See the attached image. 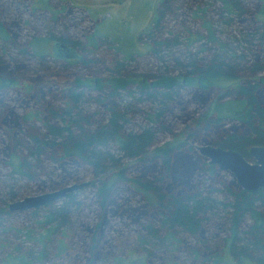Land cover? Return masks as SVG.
<instances>
[{
  "label": "rangeland",
  "instance_id": "374dc122",
  "mask_svg": "<svg viewBox=\"0 0 264 264\" xmlns=\"http://www.w3.org/2000/svg\"><path fill=\"white\" fill-rule=\"evenodd\" d=\"M232 3H236L242 12L238 8L229 11ZM263 8L264 0H0V21L9 25V36L13 41L0 36V84L7 76L18 77L21 81L26 78L31 82L26 81L27 85L36 84L33 89H28L27 94L19 92L18 85H6L5 94L0 89L3 94L0 95V113L4 105L18 115L36 108L33 101L26 104L22 99L37 90L44 91L45 99L55 106L63 107L61 91L64 90L63 83L68 81L89 79L111 85L119 76L146 77L150 82L163 76H183L188 70L178 67L176 59L185 63L189 60V53H197L198 58L207 57V53L199 51L201 45H212L207 41L208 26L226 43V51L216 46L215 52L229 59L238 56L231 62L242 69L238 73L241 77L239 83L264 80V70L255 74L251 71L257 63L264 68V16L260 14ZM199 35L203 40L196 41ZM159 37H175L178 42L169 53L162 52L163 59H159L160 55L151 49L154 39ZM56 41L64 45V41L77 44L71 48L79 57H55L52 46ZM33 42L38 44L33 45ZM126 51L130 52L129 56ZM85 61L91 62L87 65ZM119 64H122L121 68ZM117 67L120 72L115 70L116 74L113 71ZM229 84L209 90L194 85L179 87L178 100L168 104V109L163 111L162 120L167 130L157 134L151 150L186 141L187 135L198 130L202 120L211 114L217 100L226 103L233 99L223 96L227 89L237 85ZM136 87V84L129 85L132 90ZM85 90L91 97L84 103V109L90 113L99 111L100 116L105 117V110L92 100L97 96L95 88ZM121 98L127 132L138 133L149 128L151 116L166 107L161 102L131 100L126 94ZM9 117L5 121L12 124ZM230 120H224L225 128L236 127L237 123ZM12 125L0 123V209L10 210L11 204L27 197L54 193L75 185L84 186L41 207L10 210L0 226V264L17 256L30 260L44 246L47 249L43 262L34 264H88L91 259H94L93 264H212L192 253L196 247L206 249V246L183 231L175 236L180 241L178 246L153 248L144 244L141 237L144 239L145 231L141 223L145 219L135 218L124 203L135 208L145 207L149 202L145 194L135 191L130 184L119 183L123 199L112 203L110 209L103 212L97 199L99 180L103 177L96 176L89 166L72 160V166L64 168L45 161L43 169L33 170L31 177L15 171L12 158L21 153L13 148ZM36 125L42 127L40 122ZM188 145L204 159L200 148L216 147L212 138L192 139ZM113 152L120 158L121 153L116 146ZM23 153L26 154L25 151ZM126 161L128 165L131 162ZM249 161L256 163L251 158ZM205 164H209L208 159H205ZM159 165L158 161L156 166ZM220 176L239 185L229 172H220ZM127 177L131 180L140 178L133 165L128 169ZM213 196L219 203L205 217L204 237L211 250L220 254L218 264H254L251 261L236 262L231 257L227 240L232 234L231 209L221 204L224 197L220 192H214ZM61 209H64L61 214L68 220L60 224L51 236L45 235L44 229L49 226L47 215ZM60 220L52 222L53 225H58ZM251 222L250 217H245L241 223L238 244H242L243 231ZM100 224L102 233L99 237L103 242L101 249L93 254V235ZM44 235L46 237L42 240ZM204 253L210 254L205 250Z\"/></svg>",
  "mask_w": 264,
  "mask_h": 264
},
{
  "label": "trees",
  "instance_id": "16d2710c",
  "mask_svg": "<svg viewBox=\"0 0 264 264\" xmlns=\"http://www.w3.org/2000/svg\"><path fill=\"white\" fill-rule=\"evenodd\" d=\"M236 8L242 12L236 3L230 4L228 9L232 12ZM160 13H163L162 10ZM260 14L264 16V8ZM159 18L157 22L160 23ZM207 28L209 32L207 41L212 45L208 47L206 44L201 45L199 51L207 53V57L198 58L197 53H189L187 55L189 60L185 63L176 59L178 67L188 70L183 76H163L154 82L148 81L146 77L134 79L119 76L111 85L89 79L68 81L63 83L64 90L61 91L64 98L63 107L55 106L49 99L46 100L44 91H33L30 97L22 100L26 104L33 101L37 109L32 108L18 115L12 108L4 105V110L0 113V123L9 126L13 124L11 129L13 148L21 153L13 155L12 158L14 170L17 172L31 177L34 174L33 170L43 169L45 161L64 168L72 166L70 163L72 160L89 166L96 176L103 177L98 179L100 185L97 191V199L103 212L110 209L112 203L123 199L120 197L119 183L130 184L135 191L145 194L149 202L145 207L133 208L128 203H124V206L133 212L135 218L145 219L144 223H141L143 232L145 231L144 239L141 237V241L153 248L178 246L180 241L176 240L175 236L183 231L206 246V249L196 247L192 253L207 262L218 264L221 261L220 254L208 246L204 237V223L208 211L219 203L213 193L220 192L225 202L220 203L231 209L232 234L227 239L231 257L236 262L251 261L254 264H264V188L254 194L246 193L235 182L223 179L217 166L206 165V158L198 156L194 147L188 145L192 139L212 138L214 146L239 151L249 160L251 158L249 149L255 145H264V80L239 83L241 77L238 73L242 69L231 62L238 56L229 59L215 52L216 46L226 51V43L216 37L210 26ZM9 35V25L0 21V36L13 42ZM198 40H203V37L199 35L196 41ZM65 42L73 47L77 45ZM36 43L33 42V45ZM177 45L175 37H159L154 39L151 49L156 55H160L159 59H163L162 52L169 53L170 49ZM129 53L126 51L127 56ZM88 62L91 61L84 63L88 65ZM119 67L121 68L122 64H119ZM115 70L120 72L118 67L113 71L117 74ZM262 70L264 68L260 63L251 69L254 74ZM26 81L31 83L26 78L21 81L14 76L3 77L0 89H3L5 94L6 85L10 87L18 85L19 92L27 94L28 89H33L36 84L33 82V86L27 85ZM231 82L237 85L227 89L223 96L233 99L226 103L217 100L211 114L202 120L198 130L187 135L186 141L151 150L157 134L167 130L162 120L163 111L168 109V104L178 100L179 87L194 85L202 90H209L223 88ZM130 83L136 84L137 89H130ZM86 88H95L97 91V96L92 97V100L105 110V117L100 116L99 111L90 113L84 109V103L91 97ZM123 94L131 100L161 102L162 106L166 107L151 116L152 125L149 128L138 133L127 132L125 129L127 119L120 103ZM6 117L11 118L12 124L5 121ZM226 118L238 126L225 128L223 122ZM36 122H40L42 127H38ZM24 125L26 127L23 128ZM114 146L121 153L120 158L113 152ZM125 160L131 161L130 164L125 163ZM158 161L160 165L157 167ZM131 165L137 169L139 179L131 180L127 177ZM63 210L47 215L46 223H49V226L44 229L45 235L51 236L60 224L66 223L68 219L61 214ZM9 214L10 210L0 209V226L4 217ZM245 217H250L252 222L248 229L243 231L242 244H238L241 223ZM58 218L62 219L60 223L53 225L52 222ZM101 225L95 228L93 235L91 245L93 254L101 249L103 242L99 237L102 233ZM45 235L42 236V240L45 239ZM46 249L44 246V249L37 256L30 257V260L24 256H17L8 258L4 264L41 263L46 256ZM204 250L210 254L206 255ZM89 261L88 264H93L94 259Z\"/></svg>",
  "mask_w": 264,
  "mask_h": 264
},
{
  "label": "water",
  "instance_id": "95a60500",
  "mask_svg": "<svg viewBox=\"0 0 264 264\" xmlns=\"http://www.w3.org/2000/svg\"><path fill=\"white\" fill-rule=\"evenodd\" d=\"M55 57L62 59L77 58L79 55L71 47L57 42L54 46ZM64 54V55H63ZM200 152L210 165H215L221 172H229L237 180L239 186L250 194L256 193L264 188V145H255L249 149L250 162L242 153L236 150H225L218 147L205 146L200 148ZM84 185L66 187L54 193L42 194L34 197H27L24 200L10 205V210H28L41 207L67 196L75 190L81 189Z\"/></svg>",
  "mask_w": 264,
  "mask_h": 264
},
{
  "label": "flooded vegetation",
  "instance_id": "af4514ba",
  "mask_svg": "<svg viewBox=\"0 0 264 264\" xmlns=\"http://www.w3.org/2000/svg\"><path fill=\"white\" fill-rule=\"evenodd\" d=\"M57 43V41L53 44V46H52V53H53V55L55 56V53H54V46H55V44ZM60 43V42H59ZM64 43L66 44V46H70V44L69 43H67V42H65L64 41ZM70 47H72V45L70 46ZM64 55V54H63ZM262 189V188H261Z\"/></svg>",
  "mask_w": 264,
  "mask_h": 264
},
{
  "label": "bare ground",
  "instance_id": "6f19581e",
  "mask_svg": "<svg viewBox=\"0 0 264 264\" xmlns=\"http://www.w3.org/2000/svg\"><path fill=\"white\" fill-rule=\"evenodd\" d=\"M66 45V44H65ZM70 47V46H69ZM71 194V193H70ZM59 200V199H58ZM29 210V209H28Z\"/></svg>",
  "mask_w": 264,
  "mask_h": 264
}]
</instances>
